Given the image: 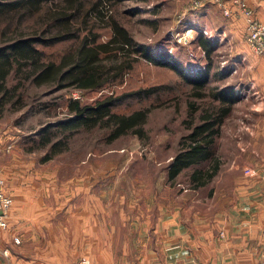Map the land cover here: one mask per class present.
Masks as SVG:
<instances>
[{
	"label": "rangeland",
	"instance_id": "1",
	"mask_svg": "<svg viewBox=\"0 0 264 264\" xmlns=\"http://www.w3.org/2000/svg\"><path fill=\"white\" fill-rule=\"evenodd\" d=\"M112 11L138 44L151 48L156 55H171L170 61L188 72L208 64L199 46L200 39L212 44L213 69L206 96L196 98L195 90L182 75L144 59L136 63L123 83L99 91L53 93L50 89L29 86L24 93L27 107L20 111L7 110L0 117V171L5 192L13 202L14 197L30 192L33 198L42 197L48 207L57 197L65 209L75 212L86 209L90 217L95 197L99 196L104 205L102 211L112 213L107 226H115L116 235L114 239H106V244L98 245V240L80 226V257L75 258L76 253H72L74 245L65 246L62 251L69 260L59 262L47 261L44 240L40 245L25 242L22 247L15 239L6 248L0 246V264H76L83 258L90 264H201L196 260L205 259L206 252L195 258L194 245L182 235L184 229L198 228L194 220L197 211L206 218L205 225L213 224L225 208L264 205V149L253 146L256 132L263 138L259 143H264V104L259 89L252 87L251 58L244 60L234 42L218 29L205 26L207 21L194 10V0H124ZM191 28L196 34L182 39L183 33ZM101 30L102 39H106L108 29ZM63 46L57 44L46 51L49 55L56 54ZM227 88L234 90L237 101L216 140L214 151L220 162L217 175L208 185L197 189L190 180L194 168L186 169L174 182L170 181L169 168L182 137L189 133L187 125L194 118L190 104L194 103L200 110L216 105L213 92ZM140 89L156 91L142 101L126 98L115 110L130 113L151 109L144 137L128 134L108 143L106 131L97 128L74 135L63 152L52 159L48 160L50 151L39 149L40 131L69 117L65 107L69 97L95 104L99 99ZM208 166L209 163H204L200 167ZM253 191L259 192L247 194ZM161 206L169 212L179 207L177 217L185 226L174 244L158 238L151 229L144 230L147 233L142 242L139 231L137 236L134 231V243L125 240L129 212L138 227L142 224V213L154 225L157 208ZM39 208L40 205L34 207L38 212ZM34 209L28 207V211ZM62 224L68 227L67 221ZM87 227L91 228V222ZM219 238L224 239L223 233Z\"/></svg>",
	"mask_w": 264,
	"mask_h": 264
},
{
	"label": "trees",
	"instance_id": "2",
	"mask_svg": "<svg viewBox=\"0 0 264 264\" xmlns=\"http://www.w3.org/2000/svg\"><path fill=\"white\" fill-rule=\"evenodd\" d=\"M122 1L0 0V117L7 110L20 111L27 107L24 93L29 86L50 89L53 93L99 91L123 83L140 59L182 75L195 90L196 98H204L213 69V45L201 38L199 46L208 64L195 72L185 71L170 61L171 55H156L151 48L136 42L118 14L112 11ZM102 28L108 29L106 39H102ZM57 44L64 46L49 55L46 48ZM156 89H140L118 97L111 95L95 104L69 97L65 101L69 117L40 131L39 149L50 151L48 160L52 159L63 152L74 135L97 128L106 131L108 143L128 134L144 137L151 109L120 113L115 107L126 98L142 101ZM212 95L216 105L200 110L194 103L190 104L194 118L188 123L189 133L182 137L169 168L168 178L172 182L186 169L194 168L190 180L194 188H201L220 169L215 144L237 99L229 88L217 89ZM198 112L199 116L195 117ZM204 163L209 166L200 167Z\"/></svg>",
	"mask_w": 264,
	"mask_h": 264
},
{
	"label": "crops",
	"instance_id": "3",
	"mask_svg": "<svg viewBox=\"0 0 264 264\" xmlns=\"http://www.w3.org/2000/svg\"><path fill=\"white\" fill-rule=\"evenodd\" d=\"M247 2L255 16L264 20V0H247ZM230 8L231 14L229 16L224 15L213 4L201 8L198 13L207 21L205 26H209L213 30L218 29L229 38L230 42L237 45V51L244 60L248 57L251 58L252 87L259 89L260 99L264 104V55L255 54L251 51L246 42V19L237 7L230 5ZM260 134V132H256V141L253 145L259 150L264 149V143L263 145L259 143L263 139ZM254 192L258 193L259 191L247 194L250 195ZM34 197L30 192L24 193V196L19 198L14 197L8 215V229L0 232L1 247L6 248L15 239L20 241L22 247L25 242L40 245L44 240L45 252L48 256L47 261L59 262L69 260L62 251V247L65 246L74 245L73 248L75 249L72 253H76L75 258L80 257V226H82L83 231H87L92 238L98 240V245L106 244V239H114L116 235V227L111 225L108 228L107 226L112 213L106 212L104 209L102 211L101 206L104 205L101 204L102 201L98 198L99 196L95 197L96 201L91 217L86 209H83L82 212H75L71 208L65 209V206H61V199L57 197L51 200L52 206L50 207L45 206L42 197ZM36 205L37 207L40 205L39 212L34 209ZM29 206L34 210L28 211ZM175 208L177 211L174 212ZM175 208L172 212L166 211L164 206L157 208L154 225H150V222H147L148 216L146 217L142 213V224L139 227L138 224H134L133 216L129 212L128 221L126 220L129 224L126 227L128 231L126 230L124 235L125 240L128 239L130 244L134 243L132 242L134 231L135 236L138 235L136 231H139L142 242L147 233L144 230L151 229L158 238L162 237L174 244L178 240L182 226H185L177 217L179 207ZM218 215L220 217L216 216L213 224L204 225L203 222L205 221L203 220L206 218L201 215L200 211H197L194 220L198 228L183 230L184 234L182 235L188 238L195 247V254H193L195 258L199 257L203 251L206 252L205 259H197L196 261L201 264H257L264 253V205L256 208L245 205L234 206L225 208ZM62 221H67L68 227H65ZM90 222L91 228L87 227ZM220 233L224 235L222 241L219 238Z\"/></svg>",
	"mask_w": 264,
	"mask_h": 264
},
{
	"label": "built area",
	"instance_id": "4",
	"mask_svg": "<svg viewBox=\"0 0 264 264\" xmlns=\"http://www.w3.org/2000/svg\"><path fill=\"white\" fill-rule=\"evenodd\" d=\"M210 4L217 6L226 16L231 14L230 5L237 7L246 19V42L249 48L255 54L264 55V20L255 16L247 0H194V10L198 13L201 8ZM193 32L195 33L193 28L187 29L182 39L191 36ZM12 205L13 199L5 192V180L0 171V232L8 227V214ZM76 264H90V262L83 258ZM257 264H264V253Z\"/></svg>",
	"mask_w": 264,
	"mask_h": 264
}]
</instances>
